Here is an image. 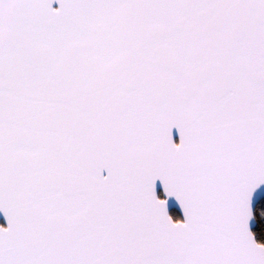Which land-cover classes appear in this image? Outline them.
<instances>
[{
  "label": "snow or ice",
  "instance_id": "snow-or-ice-1",
  "mask_svg": "<svg viewBox=\"0 0 264 264\" xmlns=\"http://www.w3.org/2000/svg\"><path fill=\"white\" fill-rule=\"evenodd\" d=\"M0 211V264H264V0H0Z\"/></svg>",
  "mask_w": 264,
  "mask_h": 264
},
{
  "label": "water",
  "instance_id": "water-1",
  "mask_svg": "<svg viewBox=\"0 0 264 264\" xmlns=\"http://www.w3.org/2000/svg\"><path fill=\"white\" fill-rule=\"evenodd\" d=\"M54 7H58V3L53 5ZM173 135H174V139L175 141L178 143L179 142V133L177 130H173ZM158 189H160L162 191V186L160 185V183L158 182ZM173 209L177 210L178 213L180 214L181 218H183V211L181 206L179 205V203L175 200V198L170 199L169 201V211L170 214L173 211ZM7 218L5 216V214L3 213V211H0V225H4L7 226Z\"/></svg>",
  "mask_w": 264,
  "mask_h": 264
},
{
  "label": "trees",
  "instance_id": "trees-1",
  "mask_svg": "<svg viewBox=\"0 0 264 264\" xmlns=\"http://www.w3.org/2000/svg\"><path fill=\"white\" fill-rule=\"evenodd\" d=\"M171 215H172L175 219H180V215H179L178 211L175 210V209H173ZM258 239H261L262 241H264V234L260 235V236L258 237Z\"/></svg>",
  "mask_w": 264,
  "mask_h": 264
},
{
  "label": "flooded vegetation",
  "instance_id": "flooded-vegetation-1",
  "mask_svg": "<svg viewBox=\"0 0 264 264\" xmlns=\"http://www.w3.org/2000/svg\"><path fill=\"white\" fill-rule=\"evenodd\" d=\"M172 213V212H171ZM180 215V214H179ZM174 218V217H173ZM180 219H181V216H180Z\"/></svg>",
  "mask_w": 264,
  "mask_h": 264
}]
</instances>
